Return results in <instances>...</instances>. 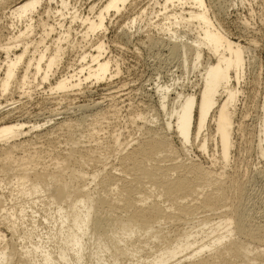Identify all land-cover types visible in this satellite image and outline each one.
I'll return each mask as SVG.
<instances>
[{
    "label": "bare ground",
    "instance_id": "6f19581e",
    "mask_svg": "<svg viewBox=\"0 0 264 264\" xmlns=\"http://www.w3.org/2000/svg\"><path fill=\"white\" fill-rule=\"evenodd\" d=\"M103 1L101 6L97 1L89 4L85 17L77 6L79 0H0V97L12 94L14 88L31 93L45 82L55 85L51 91L69 92L83 81L100 82L116 76L111 60L101 59L105 50L99 41L98 54L89 52L92 65H81L78 74L50 82L70 47L75 50L77 43L88 44L90 36L105 28L108 14L127 11L131 0ZM155 1L161 11L146 7L129 24L150 15L157 19L152 25L159 32L163 31L161 24L167 26L164 21L185 24L194 32L190 44L177 41L171 45L172 52L185 55V70L188 49L195 54L192 69L202 65L200 58L205 51L216 59V63L203 68L200 95L176 90L173 100L178 106L166 112L172 83H158L160 106L167 116L162 121V138L137 140L128 148L130 143L124 144L120 133L116 146L128 151L122 152L119 163L109 169L104 159L94 160L87 151L75 147L58 157L51 170L48 166L36 168L35 155L29 152L31 143L20 139L25 124L18 120L13 124L9 121L12 113L3 114L0 224L12 237L8 239L0 227V264H264V226L249 219L250 207L241 204L231 218L224 205L228 188L222 173L193 161H177L169 153L167 140L168 131L176 127L182 145H191L201 137L200 148L206 152L207 137L203 133L212 122L222 157L228 159L236 127L232 108L238 95L230 82L233 75L236 83L241 79L246 48L228 42L218 31L205 0ZM78 22L83 30L74 41L71 38L77 29L73 25ZM166 29L171 30L166 33L177 36L172 28ZM178 39L186 37L178 35ZM100 102L80 108L96 110L94 121L111 120L117 115L116 108L104 109ZM261 114L257 148L264 159V104ZM81 120L87 122L84 117ZM74 125L69 121L55 127L72 133ZM41 126L36 123L32 129ZM95 132L93 129L91 135ZM34 153L38 154L36 150ZM90 164L98 168L86 170ZM67 169L69 180L55 176ZM92 184L96 186L94 191ZM205 186L212 190L207 192ZM240 193L237 189L234 196ZM209 213L220 220H208ZM200 214L205 221L191 227L189 222ZM40 219L45 226H40ZM165 228L174 231L163 233ZM234 234L238 235L235 242L231 241ZM228 238L226 246H217Z\"/></svg>",
    "mask_w": 264,
    "mask_h": 264
},
{
    "label": "rangeland",
    "instance_id": "374dc122",
    "mask_svg": "<svg viewBox=\"0 0 264 264\" xmlns=\"http://www.w3.org/2000/svg\"><path fill=\"white\" fill-rule=\"evenodd\" d=\"M98 1L79 0L77 6L86 17L89 15V4L96 2L101 6L106 2ZM155 2V0H131L127 11L123 10L120 13L112 11L108 14L105 28L99 29L90 36L88 44L77 43L75 50L70 47L50 82L54 83L60 76L78 74L81 65L86 67L89 64L92 65L89 52L98 54L96 47L99 41L104 43L105 50L101 59H110L111 70L114 74H118H115L116 76L112 79L100 82L93 79L83 81L80 87L77 86L69 92L51 91L50 88L55 85L45 82L37 86L39 88L31 89V93H24L22 89L14 88V93L0 97V117L3 114L12 113L13 117L9 121L17 122L18 120L25 124L22 132L24 131L27 135L24 133L20 139L31 143L29 152L35 155L33 164L36 168L41 170L48 166L51 170L56 167L58 157L68 153L71 147H75L87 151L94 160L104 159L106 168L109 169L119 163L120 154L128 151L127 149L131 148L137 140L151 137L162 138L161 127L162 121L167 117L166 112L178 106V103H174L173 100V97H176V90L194 93L197 97L200 95L204 81L203 68L207 63H216V59L205 51L200 58L202 65L192 69V59H195V54L192 48L188 49L186 55L188 69L185 70L182 65L184 63L182 57L185 55L182 51L172 52L171 45L177 41L190 44L194 32H190L185 24L176 25L169 21H164L166 27L172 28L177 36L166 33L171 30L166 29L163 24H161L163 31L159 32L152 25L157 19L150 15L137 20L134 24L131 22V25L129 24V21L137 17L146 7L150 11L151 9L161 11V7ZM205 2L218 31L226 37L228 42L246 48L243 54L244 67L240 69L241 79L236 83V77L233 75L230 82V86L238 92L234 102L235 107L232 108L234 127L236 126L232 136V148L230 156L224 161L222 147L216 137V127L210 122L203 133L207 137L206 152L200 148L201 137L191 145L186 147L182 145V139L175 127L168 131L167 140L171 148L169 153L172 152L177 161H193L204 168H211L218 174L222 173V179L227 182L228 188L226 195L224 192L227 213L234 218L236 209L245 203L250 207L249 219L257 221V223L253 222L255 225L264 226V159L257 148L260 117L264 104V0H205ZM171 8L172 6L169 7ZM96 14H91L90 17ZM81 25V22L73 25L74 29H77L75 33L79 34L73 33L71 40L76 41L77 37L81 36L83 30ZM178 35L180 37L184 35L186 39H178ZM158 83L161 85L172 83L166 112L160 106L156 90ZM94 102H100L102 108L107 110L116 108L117 115L111 120L94 121L93 115L96 110L80 108L86 105L91 107ZM83 117L87 122H82ZM15 121L12 123H16ZM69 121L75 124L72 133L64 128L55 127L58 123ZM36 123L44 127L33 130L32 126ZM93 129L96 132L91 135ZM120 133H122L120 137L122 142L126 145L130 143L128 148H117L115 141ZM35 150L38 154L34 153ZM97 168L94 164L86 166L88 171ZM70 174L67 169L55 176L63 175V180H69ZM91 186L94 191L95 184ZM237 189L241 193L235 197L234 192ZM204 190L208 192L212 188L205 186ZM209 214H206L210 216L208 220L212 222L220 220L218 215ZM41 220L39 223L43 227L46 224L43 225ZM204 221L203 214H200L194 217L189 225L193 227ZM0 227L10 239L12 237L10 231L3 224H0ZM173 231V229L165 228L163 233L172 234ZM236 240L238 235L234 234L231 241ZM229 241L228 238L217 246H226Z\"/></svg>",
    "mask_w": 264,
    "mask_h": 264
}]
</instances>
